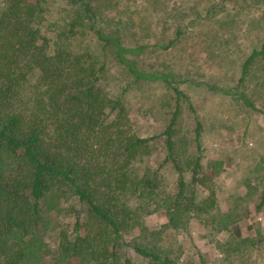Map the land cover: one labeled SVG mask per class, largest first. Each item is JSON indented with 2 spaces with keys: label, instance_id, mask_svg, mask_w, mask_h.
Segmentation results:
<instances>
[{
  "label": "trees",
  "instance_id": "1",
  "mask_svg": "<svg viewBox=\"0 0 264 264\" xmlns=\"http://www.w3.org/2000/svg\"><path fill=\"white\" fill-rule=\"evenodd\" d=\"M51 1L0 0V264H38L48 252L51 264H190L170 241L193 221L246 250L249 238L230 232L234 211L218 208L220 162H210L214 173L202 162V123L181 124L193 107L177 75L140 69L132 56L144 46L100 26L93 0H62L60 21L47 16ZM258 55L264 48L246 58L239 81ZM111 64L132 83L159 80L171 91L161 132L132 130L129 107L103 87ZM256 208L264 209V189ZM153 212L165 221L149 227L144 216ZM197 260L209 264L200 253ZM213 260L237 264L223 251Z\"/></svg>",
  "mask_w": 264,
  "mask_h": 264
},
{
  "label": "rangeland",
  "instance_id": "2",
  "mask_svg": "<svg viewBox=\"0 0 264 264\" xmlns=\"http://www.w3.org/2000/svg\"><path fill=\"white\" fill-rule=\"evenodd\" d=\"M93 1L100 26L120 27L127 45L144 46L132 56L140 69L172 71L180 79L193 107V111L184 107L181 124L192 130L194 116L202 123V162L208 160L204 167L209 173L215 172L209 167L211 161L221 167L213 186L218 208L221 213L234 211L233 237L249 238L247 254L235 247L239 241L231 244L229 235L213 233L210 226L193 221L182 239L174 241L177 234L172 235L170 243L179 245L180 259L200 264V253L214 264L213 257L223 251L237 264H264V209L256 208L264 189V55L250 62L239 81L246 58L264 48V0ZM45 6L49 19L67 15L62 0ZM109 67L103 87L113 97L120 95L129 107L132 130L140 136L161 132L173 109L171 91L159 80L132 83L123 69ZM226 89L231 93L223 92ZM154 152L145 157L146 162L152 163ZM205 191L198 190V199ZM66 217L68 221L71 216ZM144 220L149 227L165 221L157 212L146 214ZM50 255L45 253L38 264H51Z\"/></svg>",
  "mask_w": 264,
  "mask_h": 264
}]
</instances>
